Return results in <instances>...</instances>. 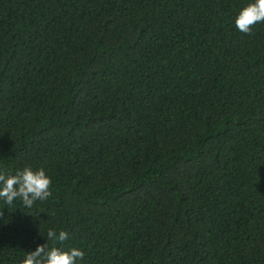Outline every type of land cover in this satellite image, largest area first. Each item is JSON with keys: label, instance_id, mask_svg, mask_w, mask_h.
I'll use <instances>...</instances> for the list:
<instances>
[{"label": "trees", "instance_id": "trees-1", "mask_svg": "<svg viewBox=\"0 0 264 264\" xmlns=\"http://www.w3.org/2000/svg\"><path fill=\"white\" fill-rule=\"evenodd\" d=\"M252 0H0V264H264V22ZM68 233L64 242L46 232Z\"/></svg>", "mask_w": 264, "mask_h": 264}, {"label": "clouds", "instance_id": "clouds-1", "mask_svg": "<svg viewBox=\"0 0 264 264\" xmlns=\"http://www.w3.org/2000/svg\"><path fill=\"white\" fill-rule=\"evenodd\" d=\"M264 22V0H252L243 7L235 19V25L239 31L251 34L252 28L258 23ZM51 178L43 168L33 169L26 166L15 174L5 175L0 172V199L6 204H12L19 199L28 208L37 200H46L52 193ZM2 215V213H0ZM48 240L64 242L68 233L54 229L46 232ZM84 252L76 247L64 250L60 247H48L46 243L39 244L35 250L28 252L22 264H78L84 257Z\"/></svg>", "mask_w": 264, "mask_h": 264}]
</instances>
